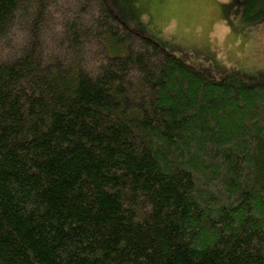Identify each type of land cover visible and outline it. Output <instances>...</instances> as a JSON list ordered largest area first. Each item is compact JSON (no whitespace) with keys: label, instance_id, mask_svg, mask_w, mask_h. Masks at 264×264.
<instances>
[{"label":"trees","instance_id":"trees-1","mask_svg":"<svg viewBox=\"0 0 264 264\" xmlns=\"http://www.w3.org/2000/svg\"><path fill=\"white\" fill-rule=\"evenodd\" d=\"M0 264H264V79L107 0H0Z\"/></svg>","mask_w":264,"mask_h":264},{"label":"rangeland","instance_id":"rangeland-1","mask_svg":"<svg viewBox=\"0 0 264 264\" xmlns=\"http://www.w3.org/2000/svg\"><path fill=\"white\" fill-rule=\"evenodd\" d=\"M72 2L71 7H76ZM240 2L107 0L128 27L153 38L177 58L205 68L215 78L235 70L247 81L263 80L264 20L243 19Z\"/></svg>","mask_w":264,"mask_h":264}]
</instances>
